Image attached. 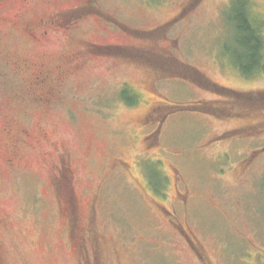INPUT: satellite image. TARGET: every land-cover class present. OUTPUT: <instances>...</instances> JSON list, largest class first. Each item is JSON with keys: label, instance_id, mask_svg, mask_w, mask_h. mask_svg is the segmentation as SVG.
<instances>
[{"label": "rangeland", "instance_id": "374dc122", "mask_svg": "<svg viewBox=\"0 0 264 264\" xmlns=\"http://www.w3.org/2000/svg\"><path fill=\"white\" fill-rule=\"evenodd\" d=\"M236 5L0 0V264H264V69L237 70Z\"/></svg>", "mask_w": 264, "mask_h": 264}, {"label": "trees", "instance_id": "16d2710c", "mask_svg": "<svg viewBox=\"0 0 264 264\" xmlns=\"http://www.w3.org/2000/svg\"><path fill=\"white\" fill-rule=\"evenodd\" d=\"M236 2L237 5L235 6V11L232 12L231 22H233L234 28L236 29L234 42L236 46L240 48V52L236 57L238 68L235 65L234 66L243 76L251 77L254 76L253 74H258V72H260L262 68L264 69V65L261 67L258 66V61L260 60V58L261 60L263 59L262 51L264 42L261 35H259L260 27L262 25L259 24L257 20L252 19L254 17H252V15L246 11L251 19L252 27H250L245 19V14L243 12V6L247 5L248 0H236ZM257 28H259L258 31ZM254 30L256 31V33ZM127 92L128 91L126 90L122 92L123 98L125 99V101H127V103H131L133 102L134 97ZM155 176L158 177V185L161 184L162 186V173L158 170V172H155ZM147 184L150 186L149 182H147Z\"/></svg>", "mask_w": 264, "mask_h": 264}, {"label": "flooded vegetation", "instance_id": "af4514ba", "mask_svg": "<svg viewBox=\"0 0 264 264\" xmlns=\"http://www.w3.org/2000/svg\"><path fill=\"white\" fill-rule=\"evenodd\" d=\"M31 36H32V34H31ZM22 66L23 67H27V63H24ZM31 66L35 67L36 72L38 74H40V76L43 77V79L47 76L45 74L44 68H42V65L40 63H34V64H31ZM19 67L20 66H18V68ZM22 133H25V131H22ZM11 148H12L11 153L7 152L5 154V157H6L7 161L10 162V163L14 159L13 154H15V150L17 149V146H14L13 145ZM8 156H11L12 158H10ZM62 162L63 161H61L60 163H62ZM57 174H58L57 175V178L55 179L57 181V184H60L62 187H64V186H70L71 185L72 173L67 168H62L61 166L58 167ZM72 182H73V180H72ZM75 202H76V199H75ZM91 247H92V252L95 253L96 249L94 248V245L92 243H91ZM87 252L88 251L85 249L84 253H85L86 258H84L83 260H84V262L86 264H90V261L87 259L89 257L88 254H87Z\"/></svg>", "mask_w": 264, "mask_h": 264}]
</instances>
